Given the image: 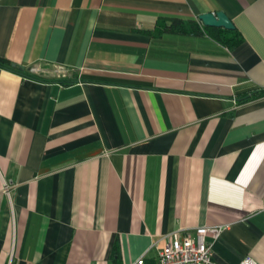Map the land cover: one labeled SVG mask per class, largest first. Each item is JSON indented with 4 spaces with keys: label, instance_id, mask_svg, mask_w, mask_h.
Instances as JSON below:
<instances>
[{
    "label": "crops",
    "instance_id": "obj_1",
    "mask_svg": "<svg viewBox=\"0 0 264 264\" xmlns=\"http://www.w3.org/2000/svg\"><path fill=\"white\" fill-rule=\"evenodd\" d=\"M216 11L232 50L145 32ZM0 57L40 78L0 67V264H153L200 225L264 264V0H0Z\"/></svg>",
    "mask_w": 264,
    "mask_h": 264
},
{
    "label": "built area",
    "instance_id": "obj_2",
    "mask_svg": "<svg viewBox=\"0 0 264 264\" xmlns=\"http://www.w3.org/2000/svg\"><path fill=\"white\" fill-rule=\"evenodd\" d=\"M34 71L35 69H31ZM223 225H200L192 229H176L166 235L153 264H215L212 260V245L224 230ZM130 264H147L145 254ZM238 264H258L245 256Z\"/></svg>",
    "mask_w": 264,
    "mask_h": 264
},
{
    "label": "trees",
    "instance_id": "obj_3",
    "mask_svg": "<svg viewBox=\"0 0 264 264\" xmlns=\"http://www.w3.org/2000/svg\"><path fill=\"white\" fill-rule=\"evenodd\" d=\"M150 35L158 33H169V34H183V35H193V36H207L216 43L227 47L232 50L242 43L243 39L239 32L235 29L228 30L222 27H207L193 20L184 21L178 18H172L170 20L159 21L153 30L145 31ZM0 67L8 68L15 71L25 77L32 79H40L37 75L31 73L26 68H20V66L13 67L12 63L8 60L0 57ZM63 83H68L69 81L63 80ZM264 94V89L259 90L255 93V96H261Z\"/></svg>",
    "mask_w": 264,
    "mask_h": 264
},
{
    "label": "water",
    "instance_id": "obj_4",
    "mask_svg": "<svg viewBox=\"0 0 264 264\" xmlns=\"http://www.w3.org/2000/svg\"><path fill=\"white\" fill-rule=\"evenodd\" d=\"M199 22L207 27H222L224 29L232 30L234 25L230 18L223 11L207 12L197 16ZM13 67L18 65L12 64ZM20 68H22L20 66Z\"/></svg>",
    "mask_w": 264,
    "mask_h": 264
}]
</instances>
